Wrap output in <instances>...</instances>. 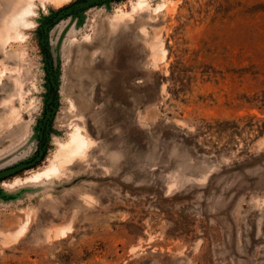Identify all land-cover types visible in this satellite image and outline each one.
<instances>
[{"label": "rangeland", "instance_id": "rangeland-1", "mask_svg": "<svg viewBox=\"0 0 264 264\" xmlns=\"http://www.w3.org/2000/svg\"><path fill=\"white\" fill-rule=\"evenodd\" d=\"M84 1L0 0V264H264V0Z\"/></svg>", "mask_w": 264, "mask_h": 264}, {"label": "bare ground", "instance_id": "bare-ground-1", "mask_svg": "<svg viewBox=\"0 0 264 264\" xmlns=\"http://www.w3.org/2000/svg\"><path fill=\"white\" fill-rule=\"evenodd\" d=\"M144 1H146V0H138L137 3L141 5ZM142 6H143V4H142ZM32 8H33V0H26L25 4L23 6L20 5L19 7L16 8V10L14 11V13L12 14L11 19H10L11 23L10 22L9 23L10 24L13 23L17 27L20 26L21 24L27 23L29 21L28 15L33 13L32 12ZM15 26H14V28H15ZM21 26H23V25H21ZM17 27H16V29H17ZM158 49H159V47H157V50ZM68 140L69 141H68V143L66 142V144H62L61 143V147L66 152V154H68V153L71 154L73 152V148L72 147L77 149L80 144H82V145L84 144L83 143L84 139L82 138V136L80 135V133H79V131L77 129L74 130V132L72 133V135L70 136V138ZM80 150H82V149L80 148ZM51 165H50V167L48 166L47 169L45 168L46 170H45L44 174L55 172L57 170V168L55 166H51Z\"/></svg>", "mask_w": 264, "mask_h": 264}, {"label": "water", "instance_id": "water-1", "mask_svg": "<svg viewBox=\"0 0 264 264\" xmlns=\"http://www.w3.org/2000/svg\"><path fill=\"white\" fill-rule=\"evenodd\" d=\"M107 1H112V0H85L84 2L78 3L76 4L73 8L75 9H83V8H87L96 4H100L103 2H107ZM70 10H68L69 12ZM40 157H41V153L38 154V156L33 159L32 161L28 162V163H24L21 165H18L16 167H13L11 169L5 170L3 172H0V178H5L7 176L13 175L15 173H18L26 168H29L33 165H35L38 161H40Z\"/></svg>", "mask_w": 264, "mask_h": 264}]
</instances>
